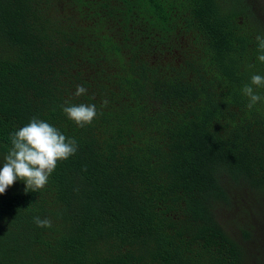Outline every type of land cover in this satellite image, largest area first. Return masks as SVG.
Returning <instances> with one entry per match:
<instances>
[{"label": "trees", "instance_id": "obj_1", "mask_svg": "<svg viewBox=\"0 0 264 264\" xmlns=\"http://www.w3.org/2000/svg\"><path fill=\"white\" fill-rule=\"evenodd\" d=\"M257 35L262 0H0V167L33 117L78 146L0 194V264H264Z\"/></svg>", "mask_w": 264, "mask_h": 264}, {"label": "clouds", "instance_id": "obj_2", "mask_svg": "<svg viewBox=\"0 0 264 264\" xmlns=\"http://www.w3.org/2000/svg\"><path fill=\"white\" fill-rule=\"evenodd\" d=\"M256 40L261 51L257 59L264 62V36L257 35ZM253 86L264 87V75L253 74L251 83L243 88L244 94L249 97V109L264 99L254 91ZM86 92L83 85H77L74 95L81 96ZM102 103L106 105L108 101ZM65 105L62 106L63 112L79 127L91 124L97 116L95 104H70L66 101ZM10 141L11 148L0 167V194L17 180L24 182L25 191L38 192L47 185L57 164L74 155L78 148L75 138L65 136L57 127L36 117L10 133ZM33 222L37 227H52V221L47 217L35 216Z\"/></svg>", "mask_w": 264, "mask_h": 264}, {"label": "rangeland", "instance_id": "obj_3", "mask_svg": "<svg viewBox=\"0 0 264 264\" xmlns=\"http://www.w3.org/2000/svg\"><path fill=\"white\" fill-rule=\"evenodd\" d=\"M264 2V0H262V3Z\"/></svg>", "mask_w": 264, "mask_h": 264}]
</instances>
